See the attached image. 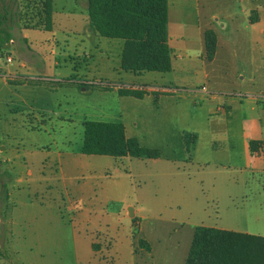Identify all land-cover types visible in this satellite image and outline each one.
<instances>
[{
  "label": "rangeland",
  "instance_id": "374dc122",
  "mask_svg": "<svg viewBox=\"0 0 264 264\" xmlns=\"http://www.w3.org/2000/svg\"><path fill=\"white\" fill-rule=\"evenodd\" d=\"M200 6L198 13L196 0L184 1L181 22L193 30L204 26L216 11V5L201 2ZM39 7L40 0H0V172L7 169L6 183L14 184L16 174L7 161L18 156L16 173L23 177L11 188L10 200L0 198V264H185L191 243L184 239L178 244L177 236L186 231L181 223L189 220L264 234V174L249 172L264 168L261 151L256 157H233L222 165L179 164L198 192L201 208L193 219H188L184 203L172 193L177 182L167 172L175 166L166 158L155 163L106 156L85 162L80 173L60 170V163L65 165L69 156H63L62 163L57 152L82 154L85 120L118 119L122 106L111 88L117 81H130L131 76L120 69L121 40L83 30L88 25L85 0H55L57 23L52 31L42 25L38 29ZM61 17L69 19L60 25ZM75 28L81 31L76 33ZM2 29L11 35L8 42H3ZM8 55L11 63L6 61ZM143 75L140 83L173 81L180 88L184 82L192 92L202 84L199 73ZM193 93L188 94L193 97ZM125 110L127 119L138 123L133 132L139 142L155 140L150 121L143 124L137 117L142 113L132 112V106ZM179 129L176 123L175 132L166 134L165 140L171 143L164 148L166 156L181 143ZM28 170L32 176H27ZM128 207H143L148 227L155 223L170 233L157 240L151 237L154 254L143 260L131 253V242L139 237L137 230L132 231L134 222L118 221ZM7 223L13 234L6 232ZM107 231L119 233V239L104 237ZM97 240L102 254L92 249ZM164 246L176 249L175 260H166Z\"/></svg>",
  "mask_w": 264,
  "mask_h": 264
},
{
  "label": "crops",
  "instance_id": "0c3cea01",
  "mask_svg": "<svg viewBox=\"0 0 264 264\" xmlns=\"http://www.w3.org/2000/svg\"><path fill=\"white\" fill-rule=\"evenodd\" d=\"M184 1L168 0V46L171 50L172 62V70L168 73L178 71L181 77L184 74L192 73L197 75L199 73L200 82L202 83L200 90L197 92L193 91V93L185 88L184 82H181L183 86L181 85L180 88L173 81L167 84L158 83L156 80L150 82V85L140 83L139 79L143 78V73L129 72L130 81L112 83L116 87L111 88V90H115L122 106L120 116L112 122L122 123L125 127L127 138H136L138 140L139 137L133 132V129L138 127V123H132L127 119L128 114L124 112L126 111L125 109L128 110V107L132 106V112L136 114L142 113V116H137L136 114L135 116L143 124L150 121L155 140L149 142L150 144H143L142 142L140 144L147 148L163 149V154L160 158L149 160H153L156 163L166 158L169 162L168 164L175 166V170L172 169L170 173L167 172L168 176L176 179L174 181L177 182L174 183V191L172 193L181 203H184L189 215L188 219H193L201 208L198 192L190 183L189 174L181 171L179 164L222 165L223 163H229L233 157L246 158L249 155L256 157L260 154V151L264 153V99L261 98L264 97V0H196L199 8L197 10L198 13H200L201 2L206 5H216V11L211 14L204 26H199L197 30H193L192 26L181 22L185 18L182 14ZM253 12H256L254 17L258 18L256 23H251L250 21ZM52 18L53 30L57 23L54 10ZM68 19L67 17L58 18V23L63 25ZM75 29L76 33L81 31L80 29ZM208 29H212L217 36V51L211 61L207 60L204 40V32ZM83 30L88 32V34H92L89 30V23ZM123 43L122 41L120 45L121 53ZM194 47H198V49ZM173 53L175 56H173ZM103 86L109 88L104 83ZM146 87H151V89ZM119 89H138L146 92V94L142 99L121 96L118 93ZM188 93H193V97ZM235 93L246 96L237 97ZM154 94L157 95L156 102ZM185 122L186 126L184 125ZM176 123L180 125L181 143L175 147L170 155L166 156L164 148L169 147L171 143L165 139L169 132H175ZM185 132L195 134L198 137L195 148L190 154L186 152L183 142V134ZM251 142L258 143L255 148L259 152L251 150ZM171 148L173 149V147ZM2 149L4 150V148ZM57 153L62 163L63 156H69L64 162L65 165L60 163V170L65 167L68 170L74 169L76 173H80L83 170L85 162L103 160L101 158L106 157L88 156L83 153L76 154L68 151ZM17 158L19 157L15 156L7 161L10 165L9 168L15 171L16 174L13 179L14 184H7V200L12 197L11 188H14L13 186L21 182L23 178L16 173ZM129 158L131 157L119 159L129 160ZM25 167H27V164ZM244 171H248V169L244 168ZM7 172V169L0 172V198L2 199L4 198L2 195V184L7 181L5 177L8 174ZM249 172L252 176L264 174V168L254 167ZM26 174L27 176H32L31 170L26 171ZM3 179L6 180L3 181ZM143 209V207L137 210L128 207L129 212H126V215L122 217L123 219L118 220L122 222V220L129 218L130 221L134 222L132 223V231L133 229L137 230L139 237H136L135 241L131 242V253L135 258L139 256L141 260H143L145 255L152 256L154 254L151 237L157 240L159 237L170 236L168 235L170 233L167 227L155 225V223L148 227V218L142 214ZM7 224L9 228L6 232L13 234L10 229L11 224ZM181 224L187 227L186 231L178 234V244L184 239L192 243L195 229L200 226L264 237V234L260 232L251 233L243 232L237 228L212 226L205 224L203 220L201 222H190L189 220L187 223ZM116 226L108 225L107 228H115ZM114 234L116 235L113 236ZM103 235L114 241L115 238L119 239V233L107 231ZM141 240L146 242L145 245L139 243ZM164 241L166 242V239ZM101 245L102 243L98 240L92 243V249L95 253H103L104 249ZM189 250L190 248L187 256ZM115 251L119 255L120 248L117 244H115ZM175 251L176 249L169 251L165 246L162 247L165 257L166 255L168 256L166 257L167 261H173V253L175 254Z\"/></svg>",
  "mask_w": 264,
  "mask_h": 264
},
{
  "label": "trees",
  "instance_id": "16d2710c",
  "mask_svg": "<svg viewBox=\"0 0 264 264\" xmlns=\"http://www.w3.org/2000/svg\"><path fill=\"white\" fill-rule=\"evenodd\" d=\"M87 9L91 33L124 42L120 61L123 71L168 73L172 70L168 46V0H87ZM53 10L54 0H40L38 26L42 25L46 31H52ZM255 13L251 15V23L258 21ZM1 33L5 35L3 42L11 39L3 29ZM204 40L207 60L211 61L217 51L216 33L212 29L206 30ZM118 93L138 99L146 94L138 89H119ZM154 98L156 102V94ZM83 126L82 153L85 155L138 159L162 156L160 149L147 148L136 138H127L122 123L88 120ZM197 140L195 134H183L187 153L194 150ZM257 144L250 143L253 152H258ZM2 195L8 199L6 181L2 184ZM139 243L145 245L146 242L141 240ZM185 264H264V237L197 227Z\"/></svg>",
  "mask_w": 264,
  "mask_h": 264
},
{
  "label": "built area",
  "instance_id": "2783aa9c",
  "mask_svg": "<svg viewBox=\"0 0 264 264\" xmlns=\"http://www.w3.org/2000/svg\"><path fill=\"white\" fill-rule=\"evenodd\" d=\"M2 59V57H0V60ZM6 61L8 62V63H11L12 61H13V58H12V56L10 55H8L7 57H6ZM12 80V79H11ZM103 84V83H102ZM235 96H237V97H244V96H246V95H243V94H237V95H235ZM262 99H264V97H261Z\"/></svg>",
  "mask_w": 264,
  "mask_h": 264
}]
</instances>
